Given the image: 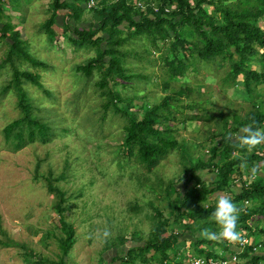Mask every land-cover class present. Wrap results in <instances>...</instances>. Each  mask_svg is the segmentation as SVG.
Here are the masks:
<instances>
[{"label": "rangeland", "instance_id": "rangeland-1", "mask_svg": "<svg viewBox=\"0 0 264 264\" xmlns=\"http://www.w3.org/2000/svg\"><path fill=\"white\" fill-rule=\"evenodd\" d=\"M0 1V27H7L4 33L0 29V62L7 55V43L11 42L8 33L18 30L27 51L45 63L35 66L28 60L12 56L13 62L0 64V239L5 242L0 245V264H132L118 257L112 261V257L121 247L140 245L147 238L152 228V206L167 211V203L172 201L166 197L165 186L171 184L177 191L181 190L179 178L185 176L190 161L194 156L206 158L211 133L224 132L219 122L221 117L229 115L230 121L240 105L248 106L247 93L241 87L223 83L228 67L223 55L218 65L208 60H195L188 67L186 77L170 78L167 65L161 59L162 50L150 44L145 36L130 38L124 48L141 51L142 56L129 54L127 57L129 73L139 75L129 81L130 87L117 85L123 93L121 103L118 102L120 108L126 102L156 103L179 90L183 82H188L194 91L190 96L182 94V102H179L182 106L177 105L174 112L179 109L185 115L201 116L202 105L207 110L205 119H190L184 125L179 123L182 115L174 113L177 119L170 124L175 126L171 136L178 144L148 171L136 161H127V157L120 155L126 120L120 111L104 106L105 97L95 86L100 72L92 69L88 80L80 76L82 70L78 66L95 55V48L78 47L68 39L63 23L67 19L70 24L76 21L57 14L53 25L55 36L50 41L41 25L52 13V0ZM67 1L69 11L78 10L75 17L76 20L80 17L78 24L87 27L97 21L92 8L111 0H94L92 7L88 6V0ZM138 7L142 10L144 6ZM210 9L208 7L207 11ZM126 34L124 29L121 35ZM250 58L254 59L251 68L260 70L259 62L253 55ZM13 65L40 75L50 96L32 83H23L22 87L35 107L48 114V122L54 129L50 141H34L18 150L2 135L3 126L20 115L16 90L10 87L1 92L12 77ZM195 97H200L196 101L202 105L193 109L186 107ZM241 133L233 139L238 140ZM230 136L233 137V133ZM213 138L217 142L220 140L218 135ZM203 172L204 180L213 178L207 169L200 173ZM48 174L59 178L56 184L66 197L64 216L75 233V241L64 257L59 248L63 232L54 207L57 197L47 191L44 179ZM234 182L239 189L240 182ZM211 201L213 198L209 197L208 202ZM105 229L111 233L107 238L103 236ZM252 234V239H262L256 231ZM185 236L187 239L176 245L179 256L194 254L192 248L196 243L188 245L187 240L191 238ZM208 244L196 247L208 250L211 248ZM228 245L230 249L239 246L230 242ZM191 257L187 258L188 263Z\"/></svg>", "mask_w": 264, "mask_h": 264}, {"label": "trees", "instance_id": "trees-1", "mask_svg": "<svg viewBox=\"0 0 264 264\" xmlns=\"http://www.w3.org/2000/svg\"><path fill=\"white\" fill-rule=\"evenodd\" d=\"M138 1L144 5V10L139 9ZM104 3L101 7L92 8L96 24L94 22L85 27L78 24L80 17L75 19L78 10H68L67 0H52V13L41 26L51 41L55 36V16L63 14L69 19L73 18L76 23L70 24L68 19L63 23L68 39L78 47L95 48V55L78 66L82 70L80 76L88 80L91 70L97 69L100 77L95 86L105 97L104 106H111L124 115L125 135L121 137L120 155L127 157V161L134 160L150 171L178 144L171 136L175 126L170 124L177 119L174 113L182 115L179 123L184 125L190 119H205L207 111L205 106L197 103L200 97H195L186 107L193 109L202 105L203 115H185L179 109L174 112L177 105L182 106V94L190 96L194 91L188 82H183L179 90L163 96L156 103L126 102L120 108L118 102L123 93L117 85L130 87L129 81L139 75L129 73L127 57L129 54L142 56L141 51L132 52L130 49V52L124 48V43L131 41L130 38L145 36L150 44L160 48L161 59L167 65L170 78L186 77L188 67L195 60H208L212 65H218L223 55L228 64L223 83L241 87L249 100L248 106L240 105V110L233 112L230 121L229 115L221 117L219 122L223 124L224 132L211 133L206 158L194 156V160L190 161L188 169L184 171L185 176L179 178L181 190L177 191L175 185L165 186L166 197L172 200L167 203L168 215H165L167 211H163V208L152 206V228L147 238L142 242L138 240L140 245L121 247L112 261L118 257L132 264H171L170 261L175 260L176 264H184L189 256L219 259L229 253L236 254V260L231 264H264V226H260L264 224V143L249 150L247 147L241 148L238 140L233 139L247 127L264 130V0H111ZM208 7H211L210 11H207ZM6 28L0 27L3 33ZM124 29L127 31L125 36L121 35ZM7 37L11 42L7 43L9 49L0 64L3 61L13 62L12 56L28 60L35 66L45 64L27 51L18 30H12ZM251 55L259 62L260 70L251 68L254 61ZM23 83H32L47 96L51 95L42 85L39 74L20 70L13 65L12 77L1 92L10 87L16 90L20 115L3 126L2 135L16 150L34 141L46 143L54 136L48 114L35 107L22 87ZM230 133H233V137ZM213 135H218L220 140L217 142ZM196 144L201 145L200 142ZM253 167L258 169L255 176ZM204 169L211 173V180L202 178L205 172H200ZM44 179L47 191L57 197L54 207L63 232L59 238V248L64 257L75 241L74 228L64 216L65 192L56 184L58 177L48 174ZM234 181L240 182L239 189ZM218 194H226L240 209L236 230L241 236L246 235L249 242L238 246V249H230L227 240L216 242L201 238L204 229L220 231V225L212 216ZM209 197L213 201L208 202ZM203 201L205 203L201 204ZM255 231L261 240L250 237ZM185 235L191 238L187 240L188 245H192V242L196 245L209 243L211 248L203 250L193 244L194 254L179 256L176 245L180 240L187 239ZM120 241L123 244V238ZM3 244L5 242L0 239V245ZM235 244L237 246L239 241Z\"/></svg>", "mask_w": 264, "mask_h": 264}, {"label": "clouds", "instance_id": "clouds-1", "mask_svg": "<svg viewBox=\"0 0 264 264\" xmlns=\"http://www.w3.org/2000/svg\"><path fill=\"white\" fill-rule=\"evenodd\" d=\"M242 135L238 137V143L241 148L247 147L249 150L260 143H264V130L253 129L247 127L242 130ZM231 138V137H229ZM257 167H253L252 173L255 176ZM240 209L235 203L232 202L231 198L226 194H218L216 207L212 216L217 224L220 225L219 232H210L204 229L201 233L203 237L208 240L222 242L227 240L230 243H236L241 241V234L236 230L237 221L239 219ZM111 235L110 231L105 229L103 236L105 238ZM244 236V235H243ZM239 247H242L239 245ZM232 255V254H225ZM236 255V254H235Z\"/></svg>", "mask_w": 264, "mask_h": 264}, {"label": "built area", "instance_id": "built-area-1", "mask_svg": "<svg viewBox=\"0 0 264 264\" xmlns=\"http://www.w3.org/2000/svg\"><path fill=\"white\" fill-rule=\"evenodd\" d=\"M94 4V0H88V6L92 7ZM138 6H140V2H137ZM144 6V5H143ZM144 8V7H143ZM142 8V9H143ZM249 242L248 237L242 236L241 241H239L240 246H244ZM236 260V255H227L225 257L219 258V259H213V258H202V257H192L189 260V264H231L232 261ZM171 264H176L175 262Z\"/></svg>", "mask_w": 264, "mask_h": 264}, {"label": "crops", "instance_id": "crops-1", "mask_svg": "<svg viewBox=\"0 0 264 264\" xmlns=\"http://www.w3.org/2000/svg\"><path fill=\"white\" fill-rule=\"evenodd\" d=\"M181 241H182V240H180V243H181ZM170 262H171V263H173V262L176 263L177 261L175 260V261H170ZM152 264H155V263H152ZM184 264H185V263H184Z\"/></svg>", "mask_w": 264, "mask_h": 264}]
</instances>
